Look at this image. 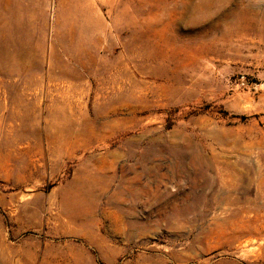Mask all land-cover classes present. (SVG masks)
Listing matches in <instances>:
<instances>
[{
  "label": "rangeland",
  "instance_id": "374dc122",
  "mask_svg": "<svg viewBox=\"0 0 264 264\" xmlns=\"http://www.w3.org/2000/svg\"><path fill=\"white\" fill-rule=\"evenodd\" d=\"M10 1L0 264H264V0H95L94 29L26 0L21 70Z\"/></svg>",
  "mask_w": 264,
  "mask_h": 264
},
{
  "label": "bare ground",
  "instance_id": "6f19581e",
  "mask_svg": "<svg viewBox=\"0 0 264 264\" xmlns=\"http://www.w3.org/2000/svg\"><path fill=\"white\" fill-rule=\"evenodd\" d=\"M67 1L68 2L63 10L65 17L64 24L69 21L76 23L82 20L85 29H94L96 27L102 28V26H104V20L95 6V0H89V2H86V0ZM101 2L107 4L111 10H114L116 5L121 1L101 0ZM7 6H9L8 16L5 18L11 25H13V28L8 24V32L3 37V51L5 52L2 59V65L6 63L11 65L14 62L18 64V70H21L26 63L27 55L29 54V41L27 38H24L20 32L21 30H24V27L31 21V17L27 11L28 6L26 0H15L13 3L10 1V5L8 4ZM121 11L126 12V7H123ZM79 51L77 55L74 54L75 57H69L67 61L61 59L63 68L70 70V73L77 78L84 77L83 72L88 71L90 68V62L99 66L105 60L103 54H100L99 52L92 54L85 47H81ZM54 55L59 58V54L56 53V51H54Z\"/></svg>",
  "mask_w": 264,
  "mask_h": 264
}]
</instances>
